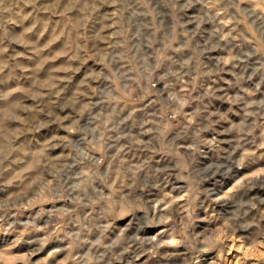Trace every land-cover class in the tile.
Returning a JSON list of instances; mask_svg holds the SVG:
<instances>
[{"label": "rangeland", "instance_id": "374dc122", "mask_svg": "<svg viewBox=\"0 0 264 264\" xmlns=\"http://www.w3.org/2000/svg\"><path fill=\"white\" fill-rule=\"evenodd\" d=\"M0 264H264V0H0Z\"/></svg>", "mask_w": 264, "mask_h": 264}, {"label": "bare ground", "instance_id": "6f19581e", "mask_svg": "<svg viewBox=\"0 0 264 264\" xmlns=\"http://www.w3.org/2000/svg\"><path fill=\"white\" fill-rule=\"evenodd\" d=\"M226 164V163H225ZM169 177V176H168ZM148 203V202H147ZM154 205L155 206H153V216H156V217H158V216H160V214H161V211H162V208H160L159 206L161 205V204H159L158 202H156V203H154ZM149 209V208H148ZM167 211V210H166ZM150 213V212H149ZM154 220V219H153ZM160 221V220H159ZM168 231V229H164V227H163V229H161L160 231H159V233H158V236L159 235H161V234H166V232ZM143 233L142 234H146L147 233V231H146V229L144 230V231H142ZM144 235H142V242H143V245H145V241L147 240L148 241V243H147V245H150V248L151 247H154L155 248V238L153 237V238H151V239H147L146 238V236L144 237ZM147 235V234H146ZM145 238V239H144ZM141 242V243H142ZM147 247V246H146ZM154 250V249H153Z\"/></svg>", "mask_w": 264, "mask_h": 264}]
</instances>
